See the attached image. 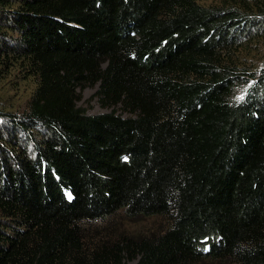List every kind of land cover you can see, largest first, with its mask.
Wrapping results in <instances>:
<instances>
[{"label":"trees","instance_id":"1","mask_svg":"<svg viewBox=\"0 0 264 264\" xmlns=\"http://www.w3.org/2000/svg\"><path fill=\"white\" fill-rule=\"evenodd\" d=\"M2 70L0 264H264V0H0Z\"/></svg>","mask_w":264,"mask_h":264},{"label":"rangeland","instance_id":"2","mask_svg":"<svg viewBox=\"0 0 264 264\" xmlns=\"http://www.w3.org/2000/svg\"><path fill=\"white\" fill-rule=\"evenodd\" d=\"M254 26H251L253 29ZM14 72H0V107L6 112H14L23 110L26 101V94L29 92V85L26 81H21ZM97 86H85L78 88V99L76 105L83 108L87 113L97 114L101 112L111 111L113 108H104L100 105L95 92ZM153 219L142 220L137 223H126L129 230L139 231L153 225ZM129 264H133L130 262Z\"/></svg>","mask_w":264,"mask_h":264},{"label":"snow or ice","instance_id":"3","mask_svg":"<svg viewBox=\"0 0 264 264\" xmlns=\"http://www.w3.org/2000/svg\"><path fill=\"white\" fill-rule=\"evenodd\" d=\"M245 91H247V90L245 89ZM237 99H238V100H243V99H244V96L241 95V96L237 97Z\"/></svg>","mask_w":264,"mask_h":264}]
</instances>
